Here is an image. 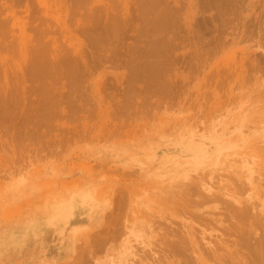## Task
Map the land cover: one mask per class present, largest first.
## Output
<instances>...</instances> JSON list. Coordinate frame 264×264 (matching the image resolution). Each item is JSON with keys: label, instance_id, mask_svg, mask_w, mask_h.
I'll list each match as a JSON object with an SVG mask.
<instances>
[{"label": "rangeland", "instance_id": "rangeland-1", "mask_svg": "<svg viewBox=\"0 0 264 264\" xmlns=\"http://www.w3.org/2000/svg\"><path fill=\"white\" fill-rule=\"evenodd\" d=\"M77 1L16 0L14 5L10 2L15 14L19 12L16 16L26 18L24 34L27 37L33 34L29 38L36 36L24 41L25 45L21 48L18 26L13 25L9 18L10 13H7L10 11L4 8V3L8 4L9 0H0V264H62L66 260L73 262L78 250L87 246L86 235L96 234L100 230V221L103 220L104 213L108 214L106 203L121 199V194H125L122 198L126 197V203L131 198V204H140L141 200L155 197L154 190L157 187L177 183L189 174L204 178L207 185L211 184L212 189L215 187L214 192L221 190L223 193V183H231L229 177L220 179L219 174L227 170L228 166L243 171L245 167L239 168L240 164L251 167L254 170L253 177H259V183H264V69L259 70L262 72L256 71L261 61L264 63L262 59L259 61L262 57L264 59L263 40L260 41L262 44L259 48L256 44L254 47V42L251 44L252 39L246 38L245 41V37L239 38L240 35L236 36L232 32L234 26H231L232 29L227 28V33L221 30L219 36L214 37L213 32L216 29L211 19L214 9H207L205 4L209 3L198 0L196 8L193 9L191 27L200 32L204 31L202 35L207 39L211 35V39L206 45V40L192 35L180 18L175 21L173 42H176L174 45L177 48L171 42L172 47L164 52L167 51L165 54L168 56L174 50L173 54L178 55L175 58L172 57L174 55H170L172 58L168 56L170 60L173 59L170 64L167 62L168 65L166 61L170 60L163 53L167 60H163L162 67L166 69L167 66L170 69H166L163 76L161 71L160 75L162 80L169 77L167 85L172 84L175 87H169L168 91L165 80L163 86V83L158 82L162 81L159 77L156 80L163 87L161 90L156 80L155 83L150 79L148 84V78L142 75L143 79H140L141 73L137 74L138 71L132 70L134 62H139L141 57L135 53L139 55L141 49L138 48L144 45L140 48L145 49L147 43V34L142 31L147 23H143L140 16L142 12L136 8L137 0H126L128 14L125 13V21L116 25L115 31L107 32L104 39L102 33L105 32L102 29L107 27L105 22L108 21L107 14L103 17V13L107 11H98L102 14L98 18L101 21H97L94 26L99 33L92 32L90 29L94 26L90 27L89 21L85 22L82 13H89L98 3L93 0H79V4ZM162 2L168 9L170 5L171 8L182 10L187 5L186 0ZM261 2L258 5L264 7V0ZM256 3L252 10L245 11L248 13L244 15H247L245 21L252 20L248 25L243 21L247 29L245 35L260 20V16L262 19L264 10L262 12L261 9L264 8ZM24 5L29 8V16ZM124 6L125 3L120 2L113 9L121 13ZM255 7L260 8V16L256 14L259 13L258 10H253ZM66 9L67 15H64ZM75 16L83 20L78 21ZM253 17L258 20L254 21ZM237 19H233L232 25ZM62 21L67 25L68 31L72 30L73 34L70 30V35L72 34L74 46L78 43L76 46L81 48L79 50L75 46L78 54H72L76 48L68 44L61 33ZM177 24L180 26L177 27ZM236 25L238 26L235 29H239L242 23L239 21ZM42 26L46 33L37 36L33 28L40 27L43 30ZM77 27L85 33L78 31L79 29L75 31L74 28ZM171 34L172 32L168 33L170 36ZM234 36L236 42H232ZM52 37L56 39V44ZM40 38L42 42L36 41ZM48 41L54 43V47ZM99 41L102 43L98 47ZM222 43L227 47L220 46ZM199 46H202L203 51ZM248 48L250 49L247 50ZM111 52L120 60L116 61L118 64L113 59V62L102 59L101 55L105 57V54ZM242 52L247 53L242 55ZM233 53L237 56L240 54L241 59L236 58ZM128 54L134 60L131 61V72L128 71V61L132 58ZM77 56L86 58L82 60L79 57L86 63L81 61L78 64L75 78L71 79L66 66L70 65L68 61L78 60ZM253 56H258L259 62L256 61L258 57L253 59ZM233 58L239 59L240 63L233 65ZM258 63L260 65L255 66L256 70L253 69L252 66ZM236 66L239 68L234 71ZM41 72L48 73L47 82L39 83L42 80ZM82 72L85 73L82 75ZM46 75L43 76L44 81L47 79ZM153 83L155 88L159 86L160 91L153 88ZM39 86H42L43 94L40 93L42 88L40 90ZM221 111L227 118L218 123L216 121L221 119L216 116ZM239 131H244L242 133L249 136L246 138L238 135L236 138ZM252 134L261 135L262 141ZM215 183H218V187ZM257 190L261 193L264 186ZM219 191L218 195H221ZM182 213L184 212L180 215L185 216L186 213ZM200 221L194 220L197 230L200 223H203ZM205 230L217 233L220 228L218 225H211Z\"/></svg>", "mask_w": 264, "mask_h": 264}, {"label": "bare ground", "instance_id": "bare-ground-1", "mask_svg": "<svg viewBox=\"0 0 264 264\" xmlns=\"http://www.w3.org/2000/svg\"><path fill=\"white\" fill-rule=\"evenodd\" d=\"M15 1L16 0H9L8 4L4 3V5H6V7L4 6V8L7 9L8 11H10L7 13H10L9 18L12 20L11 22L13 23V25L18 26V29L20 31L19 41H20V45L22 48L25 45L24 41H26L27 39H29V40L34 39V37H36V36H34L33 38H29V36H31V35H28V37H27V35H25L26 33L24 34V27H25L26 18L24 19L23 17H20V18L17 17L16 16L17 13L15 14L16 11L14 12L12 10V7H13ZM24 1L26 2V0H24ZM62 1L63 0H61V2ZM75 1H77V0H75ZM93 1L97 2L98 5H95L94 9L92 8V11L90 10L91 12L89 11V13H88L85 11L86 12L85 15H84L85 12L82 13L84 16L85 22L89 21V23L91 24L90 27L92 25L94 26V24L97 23L98 18H100V16L102 15V14L98 13L99 10L105 9L104 11H107V12L112 11V14H111V12H110V14L107 12L103 13V17L107 14L106 15L107 16L106 21H108V22H105V24L107 23L106 24L107 27L102 25V27H106V28L102 29V31L105 32V33H102L103 34L102 37L104 39V38H106V37H104V36H106L105 34H108L107 32H111L112 30H114L117 27L116 25H118V24L121 25L123 23L125 16H127V15H125V13L128 14L126 12L127 11L126 4L128 2L126 0H93ZM186 1H187L186 7L184 9L180 10V9H177L176 7L171 8L170 5H169V9L167 7L165 8L164 5H166V4L162 5V3L163 2L165 3L166 1L162 2V0H137V7L136 8L140 9L142 12L140 16H142V18H143V23H145V24L147 23L146 24L147 26L144 25L146 27L144 29H142L143 33L147 34V38H145V39H147L146 40L147 43H145L146 44L145 49L140 48V47H143L144 45H142V46L139 45L140 47L138 49H141V50L140 51L137 50V52L139 51L140 53H139V55H137L138 53H135V54H136V56H141V57H140L139 62L135 59L136 60L135 62H137V63L135 64V62H134L135 66H134V69H132V70H133V72L138 71V72H136L137 74L141 73L140 79H143L142 75L145 76L146 78H148V80H147L148 82L146 81L148 84L150 82V79L153 82H155V80L160 77L162 80V77L160 76L161 71L163 72L162 73V76H163V74H166V72H167L166 69H170L167 66L165 67L166 69H164L162 67V62H164L163 60H165L166 57L168 60H170L168 58V56L170 58H172V57L175 58L178 55L177 54L175 56L173 54V53H175L174 50L172 53L169 52L168 56H166V54H165L168 52L167 51L164 52L166 49H169L172 47L170 45H172L171 42H173V40L175 39L173 37V34H175L174 32H175L176 24H174V23L176 20H178L180 18L179 20H181V23L186 27V29L190 30V33H192V35H194L196 37L197 36L203 37L206 40V42L205 41H202V42H205L206 45L209 43V41L211 39V35L207 39L202 35L204 31L200 32L199 30L192 29V27H191L192 26L191 25V21H192L191 17L194 14L193 9L196 8V6L198 4V0H186ZM204 1H205V3L210 4V5L205 4L208 6L207 9H214V12L211 13V19L214 21L215 29H216L213 32V33H215L214 37L219 36V34H220L219 32L221 30H223L222 31L223 33H227V30L230 29L231 26H234V27H232L233 29L232 28L231 29H232V32H234L236 34V36L240 35L239 38L245 37V41L247 39L248 40L252 39L251 44H253V42H254L253 46L256 47L258 45L257 47L259 48V45L262 44V42H260V41H262V40L264 41V29H262V27L264 28V13H263L262 19H261V16L259 15L261 13V11L263 12L264 9H261L260 12H259V9L264 8V7L258 5V2L262 1L261 3H263V0H260V1L259 0L258 1H256V0H204ZM6 2H8V1H6ZM10 2L13 5H9V4H11ZM17 2H21V0H17ZM65 2H66V0H65ZM120 2L125 3L124 9H126V10H124L122 7L121 10L123 12L121 11V13H117V11H115L113 9V7H114V5L119 4ZM82 3H83V1H82ZM255 3L258 6H260L259 9H257L258 7L257 8L255 7L256 9L255 8L253 9V10H258L257 12H259V13H256V14H258L260 16V20H258L259 17H258V15H256V17H258V19L256 18L258 21H256L257 23L255 22V24H258V25H255L254 21L256 19H254V17H253L252 18V19H254L253 24L256 27L253 28L254 25L253 26L249 25V26H252V29L251 30L249 29L248 33L245 35L246 30H247L246 26L243 24V21H245V18L247 16V15L244 16L247 13L245 11L249 12L250 9L252 10V7H254ZM27 4L28 3H26V5ZM54 4H57V3H54ZM64 4H67V3H64ZM263 4H261V5H263ZM26 5H24V6H26ZM46 5L48 7V3ZM68 5L67 6L65 5V6L68 7ZM0 6H1V4H0ZM52 6H53V4H52ZM2 7H3V3H2ZM73 8H74V6H73ZM67 9H66V14H64V15H67V11H68ZM63 10L65 11V7ZM28 11H29V8H28V6H26L25 12L27 13ZM31 11H32V9L30 10V12ZM238 11L240 13H244V12L245 13L240 14ZM69 12H68V14H69ZM18 14H19V12H18ZM32 14H34V13H32ZM252 14H254V13H251V15ZM27 15H28V13H27ZM77 15H78V13H77ZM108 15H111V16H108ZM254 16H255V14H254ZM30 17H32V16H30ZM76 18H78V17H76ZM235 18L236 19L239 18V20L237 19L238 21L235 20L234 22L239 23V21H240V24L242 23L241 26L239 25L241 27V28L239 27V29H235L238 26V25L235 26L236 23H233V25H232L233 19H235ZM247 18L251 19V17H247ZM0 19H2V18H0ZM6 19H8V18H6ZM81 19L83 20V18H81ZM81 19H79L78 21H82ZM171 19H172V23H170ZM9 20H7V21H9ZM66 20H68V19H66ZM63 21H65V19ZM63 21H62L63 27H61V33H63L65 35V36L63 35V37L65 38L66 41H68V44H72V47H73L74 44L72 42H74V41H72L73 39L71 38V35L73 34L72 30L69 29V31H68L67 25H65L64 24L65 22H63ZM99 21H101V20L99 19ZM99 21H98V23H99ZM248 21L249 20L245 21L246 25H248V24H250V22H252V20H250L249 23H247ZM83 22H82V24H83ZM85 22H84V24H85ZM79 23H76V24L79 25ZM28 24H29V22H28ZM47 25L48 24H46V26ZM78 25H75V26H78ZM217 25H219V27ZM81 26L84 27L86 25H81ZM178 26H180V24L179 25L177 24V27ZM26 27H27V25H26ZM30 27H32V26H30ZM40 27H34L33 28L35 33L37 34V36L38 35H45V33H46L45 28L43 27L44 29L41 30L42 28L40 29ZM48 28H49V26H48ZM85 28H87V27H85ZM75 29H79V28L77 27V28H74V30ZM70 30L72 33L71 35H70ZM80 30L81 29H79L78 31H80ZM90 30L92 32H96V30H98V29H96L94 26ZM47 31H49V30H47ZM81 31H83V29ZM171 32H172L171 36L168 35V33H171ZM35 33H34V35H36ZM96 33H99V32H96ZM23 35H25V36L23 38H21V36H23ZM87 35H89V34H87ZM99 35H101V34H97V36H99ZM32 36H33V34H32ZM196 37H194V38L196 39ZM52 38H50V40ZM176 38H178V37H176ZM54 39L55 38H53V41H54ZM142 39H141V41H142ZM39 40H41V38L36 40V41H39ZM241 40H243V39H241ZM94 41H95V43H97L96 40H94ZM100 41H103V40H100ZM100 41L98 42V44L100 43ZM40 42H42V40ZM48 42L51 43V41H48ZM56 42L54 41L55 44H56ZM222 42H223V40H222ZM232 42H236V37H235V39L232 40ZM232 42H231V44H233ZM38 43L39 42H37V44ZM54 43L53 44L51 43L53 45V47H54ZM101 43L98 45V47L101 45ZM174 43L176 44V42H173V46L176 47L174 45ZM76 44H78V43H76ZM76 44H75V46H76ZM202 44H204V43H202ZM255 44H256V46H255ZM224 45L222 43V45H220V46L223 47ZM262 45L264 46V42ZM202 46H199V48L201 47V50L203 51ZM263 46H262V49L264 50ZM42 47H41V50H42ZM78 47L80 50L81 49L80 46H78ZM51 48H52V46H51ZM77 48L76 49L73 48L75 51L72 52V54L77 53L76 52V50L78 51ZM111 48L113 49V47H111ZM242 48H244V47H242ZM31 49H32V47H31ZM45 49H47V47H45ZM143 49H144V51L141 52ZM249 49L250 48H248L247 50H249ZM260 49H261V46H260ZM34 50H33V52L36 51V50L35 51ZM54 50H56V49H54ZM197 50H198V48H197ZM28 51H30V50H28ZM112 52L110 54H107V55L105 54V57L103 55H101L103 57L102 59H107L108 61H110V60L112 61V59H113V60H115L114 63H116V61L119 59ZM43 53H45V52H43ZM163 53L165 54L164 56H166V57L163 56ZM234 53H233V55H235ZM246 53L242 52V55L243 54L246 55ZM30 54H31V52H30ZM36 54L38 55V53H36ZM53 54H55V53H53ZM53 54L51 53V55H53ZM72 54H71V56H72ZM79 54H81V52ZM135 54L134 55L132 54V55L135 56ZM87 55H89V54L87 53ZM117 55H119V54H117ZM128 55H130V54H128ZM170 55H174V56L171 57ZM253 55H255V54H253ZM48 56H50V55H48ZM48 56L46 55V57H48ZM80 56H77L79 61L77 59L75 61L72 60L73 62L68 61V62H70V65H67V63L65 64V61H63V58H62L63 63L65 65H67L66 66L67 73H68V75H70L71 79L75 78V71H76L75 69L78 66V64H80L82 60H84V59L86 60V58H83ZM82 56H85V55H82ZM235 56H237V55H235ZM58 57H60V56L58 55ZM79 57L83 58V59L80 60ZM127 57H125V58H127ZM130 57H131V55H130ZM240 57H241V55L239 54V56H237L236 58H240ZM254 57L255 56H253V59H254ZM257 57L258 56H256L255 58H257ZM31 58H32V56H31ZM75 58L76 57H74V59ZM115 58H117V59H115ZM131 58L132 59L131 60L129 59L130 61H128V62H130L129 63L130 65L127 64L129 67L133 66V62H131L133 60V57H131ZM137 58L139 59V57H137ZM234 58H233L234 63L232 62L233 65L234 64L236 65V63L238 65V63H240V60L239 59L235 60ZM102 59H101V61H102ZM261 59L264 60L263 57L260 58V60L258 57L256 59V61H258V60L261 61ZM65 60H67V59H65ZM171 60H173V59H171ZM171 60L166 61V63L169 62V64H170L172 62ZM251 60H252V58H251ZM251 60H248V61H251ZM108 61H107V63L111 64V62H108ZM236 61H238V62H236ZM82 62H85V61H82ZM93 62L95 63V61H93ZM125 62H127V61H125ZM242 62H244V61H242ZM96 63H97V61H96ZM118 63H116V64H118ZM252 63H253V61H252ZM262 63L263 62L261 61L260 64L262 65ZM54 64H56V63H54ZM249 64L251 66V62ZM260 64L258 63L256 65H254V67L252 66V68L255 69ZM98 65H99V62H98ZM114 65L115 64H113V66ZM123 65H125V64L123 63ZM246 65H248V64L246 63ZM261 65H260V67L259 66L257 67V70L256 69L255 70L259 71L260 69H264V66L262 65L263 66V68H262ZM240 66H241V64H240ZM242 66H243V63H242ZM124 67L126 68L127 66H124ZM243 67H245V66H243ZM238 68L236 66L234 71H237ZM90 69H92V68H90ZM86 70H88V69H86ZM130 70H131V67H130V69H128V71H130ZM81 71H83V70L81 69ZM89 71H91V70H89ZM79 72H80V70H79ZM244 72H245V70H244ZM259 72H262V71H259ZM36 73H38V72H36ZM41 73H42V75L40 77H42L41 78L42 80L39 83L47 82L48 81V77H47L48 73H46V72H41ZM84 73L82 72V75ZM240 73H241V71H240ZM44 75H46V77H47V79L45 81H44V77H43ZM227 75L228 74H225V76H227ZM241 75L242 74H239V76H241ZM37 76H38V74H37ZM131 76H132V74H131ZM84 77H85V75H84ZM133 77H134V75H133ZM136 77H139V75ZM145 77H144V80H145ZM165 78H167V80H168L169 77H165ZM144 80H142V81H144ZM158 80H156V82ZM164 80L165 79L163 78L162 81H158V82H160V84H161V83H163ZM167 80H165V82ZM128 81H130V80H128ZM68 82L70 83V81H68ZM73 82H75V81H73ZM147 83L145 84L146 86H148ZM155 83H153L154 84L153 88H155V86H156ZM167 83L168 82H166L167 90L169 89V87H171V89H172L174 85L172 86V84H171V86L170 85L168 86ZM151 85H152V83H151ZM151 85H149V86H151ZM157 85H159V83ZM163 85H164V83L162 84V86ZM68 86H70V85L68 84ZM135 86H137V85H133V87H135ZM159 86L158 87L162 90L163 87L161 85H159ZM166 86H164V90H165ZM72 87H73V85H72ZM158 87L155 88V90L159 89ZM39 88L41 90L42 86L41 87L39 86ZM160 89L158 91H160ZM41 91L42 92H40V91L39 92L41 94H43V88ZM131 92H132V90L130 91V93ZM161 92H164V91H161ZM13 94H14V92H13ZM49 94H50V92H49ZM128 94H129V92H128ZM45 102H46V99H45ZM260 111H263V110H260ZM260 115H261V112H260ZM216 117H219L221 119V120L216 121L218 123H222L227 118L225 116V114L223 113V111L219 112V115H217ZM242 132L244 133V131H239V134L236 135V138L238 135L242 136V137H246V138L249 136V135H244ZM254 133H256V131H254ZM252 136L255 138H258L259 141H262L260 139L264 138V137L262 138L261 135H259V134H252ZM194 149H198V148L194 147ZM246 167L247 166L240 164L239 168H244L243 171H241V170H238L237 167L232 168L231 166H228L227 170H224L219 174V177H221L220 179H222L225 176L229 177V180L231 183V184L223 183L224 185H222V186H224L225 190H223L221 188L223 190V193L220 190L221 195L220 194L218 195L219 190L217 192L215 191L216 192L215 193L213 191V189L215 187H213V189H212L211 184L208 183L209 185H207L203 181L204 178H202L200 176H194L191 174L183 176L179 180V182H177V183H168V184H164L160 187H157V189L154 190V193L156 196L146 198L145 200H141L140 204L136 203V202L131 204V201H130L131 198L128 199V203H126L125 202L126 197L122 198L123 194H121V197H120L121 199L117 198V201L111 200V201L106 203V208L108 210L106 212L108 214L107 215H106V213H104L105 215L103 214L104 217H102V218H103L104 222H103V220L100 221L101 224L98 227V229L100 228V230L98 231V233L96 232V234L93 233L92 235L91 234H89L88 236L86 235V241L85 242H86L87 246L81 250H78L77 256L75 257L76 260H74L73 262L66 260L62 264H107V263H113V264H264V195H263L264 191L261 190V193H260V191L257 190V188H259L260 186H264V183H259V181H260L259 177H256V178L253 177L254 170L249 166L247 168ZM249 169H251V170L249 171ZM255 182H257V183H255ZM217 184L215 183V186L218 187ZM217 189H220V188H217ZM121 193H124V191ZM124 195H123V197H124ZM113 199H115V198H113ZM182 211L188 215L186 216V214H185V216L182 217L180 215ZM184 213H182V214H184ZM194 220L195 221H197V220L203 221V223H200L199 230H197V228L195 227ZM101 225H102V227H101ZM211 225H214V226L218 225L220 228V231L217 233H215V232L212 233L211 231L207 232L205 230V228L210 227ZM197 231H199V232H197ZM115 253H117V254H115Z\"/></svg>", "mask_w": 264, "mask_h": 264}]
</instances>
